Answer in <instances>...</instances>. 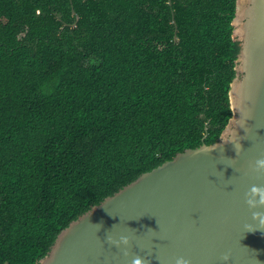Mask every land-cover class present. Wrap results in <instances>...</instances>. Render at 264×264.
I'll list each match as a JSON object with an SVG mask.
<instances>
[{"label":"trees","instance_id":"trees-1","mask_svg":"<svg viewBox=\"0 0 264 264\" xmlns=\"http://www.w3.org/2000/svg\"><path fill=\"white\" fill-rule=\"evenodd\" d=\"M236 9L0 0V264H39L94 206L221 138L233 118Z\"/></svg>","mask_w":264,"mask_h":264},{"label":"water","instance_id":"water-1","mask_svg":"<svg viewBox=\"0 0 264 264\" xmlns=\"http://www.w3.org/2000/svg\"><path fill=\"white\" fill-rule=\"evenodd\" d=\"M171 3V1H170ZM79 17H77V22ZM77 22L73 25L76 26ZM233 118L61 231L39 264H264V0H237ZM127 237L128 243L122 238Z\"/></svg>","mask_w":264,"mask_h":264},{"label":"clouds","instance_id":"clouds-1","mask_svg":"<svg viewBox=\"0 0 264 264\" xmlns=\"http://www.w3.org/2000/svg\"><path fill=\"white\" fill-rule=\"evenodd\" d=\"M257 164L259 166H264V160L257 161ZM252 197L253 198L248 201V203H249V205L251 207H256V199L255 198H257V197L259 198V202L261 204H264V190L254 187L252 189ZM255 217L257 219H259L262 224H264V216H261L260 214H255ZM122 240H123V243H125V244L128 243V238L127 237H123ZM133 264H142V262H141V260L139 258H136L133 261ZM177 264H185V261L183 260V258H179L177 260Z\"/></svg>","mask_w":264,"mask_h":264}]
</instances>
